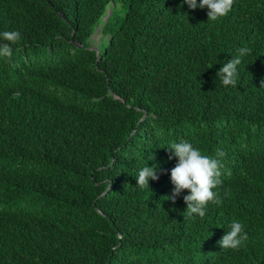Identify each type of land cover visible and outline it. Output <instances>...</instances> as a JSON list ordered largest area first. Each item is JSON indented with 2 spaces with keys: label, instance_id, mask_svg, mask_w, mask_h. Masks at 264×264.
Masks as SVG:
<instances>
[{
  "label": "trees",
  "instance_id": "trees-1",
  "mask_svg": "<svg viewBox=\"0 0 264 264\" xmlns=\"http://www.w3.org/2000/svg\"><path fill=\"white\" fill-rule=\"evenodd\" d=\"M207 11L0 0V33H21L0 57V264H264V0H235L215 22ZM241 47L225 87L216 73ZM181 140L226 154L223 203L202 219L185 212L187 190L164 198L166 148ZM146 164L159 180L142 189ZM234 219L248 240L222 249Z\"/></svg>",
  "mask_w": 264,
  "mask_h": 264
},
{
  "label": "clouds",
  "instance_id": "clouds-1",
  "mask_svg": "<svg viewBox=\"0 0 264 264\" xmlns=\"http://www.w3.org/2000/svg\"><path fill=\"white\" fill-rule=\"evenodd\" d=\"M191 10L207 8L208 21L215 22L226 17L232 10L235 0H184ZM21 39L19 31H5L0 33V57L11 59L13 56L12 45L17 44ZM251 49L241 47L237 50V55L226 61L216 73L223 86L237 87L239 78L238 66L242 63V57L250 54ZM264 87V81L261 82ZM169 160L175 159L177 162L171 169V183L174 186L170 196L164 197L173 204L177 197L185 190L189 193L183 197L186 204V213L189 217L193 215L201 219L206 215V209L209 204L222 205L223 201L219 197L218 188L223 185L222 177L225 174V165L222 157L226 155L218 151L215 156L205 155L198 147L187 140L173 142L167 148ZM149 160H154L150 156ZM158 165L152 167L147 164L138 172L136 176V187L149 189V181L159 180ZM231 175V172H227ZM248 240L245 225L239 220H233L228 225V230L218 241L222 249H231L238 251Z\"/></svg>",
  "mask_w": 264,
  "mask_h": 264
},
{
  "label": "rangeland",
  "instance_id": "rangeland-1",
  "mask_svg": "<svg viewBox=\"0 0 264 264\" xmlns=\"http://www.w3.org/2000/svg\"><path fill=\"white\" fill-rule=\"evenodd\" d=\"M97 38L99 39L98 41H100V36L98 35Z\"/></svg>",
  "mask_w": 264,
  "mask_h": 264
},
{
  "label": "water",
  "instance_id": "water-1",
  "mask_svg": "<svg viewBox=\"0 0 264 264\" xmlns=\"http://www.w3.org/2000/svg\"><path fill=\"white\" fill-rule=\"evenodd\" d=\"M99 53V52H98Z\"/></svg>",
  "mask_w": 264,
  "mask_h": 264
}]
</instances>
